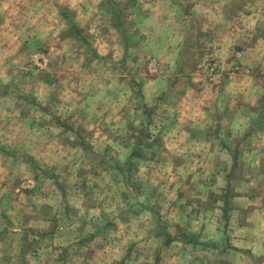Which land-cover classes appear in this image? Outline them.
<instances>
[{"label": "crops", "instance_id": "0c3cea01", "mask_svg": "<svg viewBox=\"0 0 264 264\" xmlns=\"http://www.w3.org/2000/svg\"><path fill=\"white\" fill-rule=\"evenodd\" d=\"M128 1L121 9L109 0H57L48 21L43 15L2 33L0 24L2 64L22 60L30 67L25 73L42 76L31 103L41 107V118L21 115L15 91L0 89V134L11 147L0 149V264H264V75L257 70L264 67V0ZM116 8L122 12L118 17ZM63 12L70 13L71 23ZM136 53L157 61L150 62L154 76L137 72ZM182 54L210 55L219 67L214 72L185 69L189 82L179 100L158 115L154 103L173 90L168 74L185 68ZM29 56L41 61L43 70L31 71ZM54 75L61 82L57 109L65 113H55L50 101ZM133 87L141 97L134 96ZM234 96L237 114L228 122L232 118L237 129L231 128L228 142L221 144L208 128L219 123L214 108L227 110ZM63 117L93 129L89 139L82 132L66 133ZM117 135L120 144L113 140ZM160 139L169 158L164 165V160L138 157L156 155ZM143 140L151 142L143 146ZM15 141L25 148L22 156L13 148ZM236 157L237 185L228 184V177L224 185L237 191L218 196L215 203L232 209L225 244L203 239L209 218L218 216L217 205L210 217L200 202L191 217L199 227L188 228L196 234H185L177 212L165 216L158 204L147 203L152 198L163 202L158 191L170 189L177 204L188 197L194 176L220 174ZM183 170H189L190 180L179 176ZM9 181L10 194L5 190ZM19 182L26 188L20 189ZM115 182L127 194L118 195ZM172 217L175 224L167 225Z\"/></svg>", "mask_w": 264, "mask_h": 264}, {"label": "rangeland", "instance_id": "374dc122", "mask_svg": "<svg viewBox=\"0 0 264 264\" xmlns=\"http://www.w3.org/2000/svg\"><path fill=\"white\" fill-rule=\"evenodd\" d=\"M115 4H118L119 7H121L122 9V5L124 3H126L128 0H113ZM238 0H235L234 2L237 3ZM57 0H51V1H47V0H0V24L2 26V31L3 32L4 28L11 25L13 27V30H17L19 29L23 24L27 23L28 19H38L41 18L43 15L46 16L45 20H49L51 17L55 16V10H53V8H55V4H56ZM261 2V1H260ZM263 4V3H260ZM48 5H50V7H48ZM62 6V5H60ZM34 7H36V9H34ZM128 11H125V13ZM195 18V17H193ZM196 21L198 22V20L196 19ZM131 24V22H130ZM57 28L54 31V35L57 34ZM72 30V28H71ZM131 30H132V26H131ZM194 30H196V32L199 30H197V27H194ZM86 34L87 31H86ZM26 42V41H25ZM50 42L52 43V38L50 39ZM82 43V42H81ZM8 44H10V46L12 45L11 41L8 40L7 42V46ZM86 50H90L89 46H87V44L82 43ZM24 45V44H23ZM37 45V44H35ZM54 45V43H53ZM141 45V43H140ZM10 48V47H9ZM48 48V46H47ZM182 49V47H180ZM180 49V50H181ZM1 50V49H0ZM200 52L202 50H199ZM136 52H137V48H136ZM141 52V51H140ZM184 51H181V53H183ZM198 52V50H197ZM139 53V52H138ZM136 53L133 57V61L137 62V60H139V64L138 68L136 67L137 72L141 71L143 72V74H146V76H154L153 72V66L150 64L151 61L153 62H157L154 58H143L144 56L140 53L138 54ZM185 53H187L185 51ZM210 55H206L205 58L201 59L199 54H195L192 55L190 58H186V56L184 54H182L183 57V63H184V67L185 68H180V70H182L178 75L175 74H171L169 73V79L171 78V80H169L170 84H172L174 82V86H173V90H171L169 92V94L166 95H162L161 96V100L156 101L154 103L153 109L157 110L158 115H163L167 113L166 108H170L171 106L173 107V104L176 103V101L179 100L181 94L183 93V88L185 83L189 82V76H188V72L185 69H189L190 72H193L197 69H199L200 72H202V70H207L208 72H214L217 67H219V64H217L215 61H213L212 59H209L211 57H209ZM204 57V56H203ZM28 66H31V71H35L36 70H43L42 66V62L38 61L36 62V60L32 59V57L29 56L28 60ZM138 63V62H137ZM136 65V63H134ZM181 66L177 64V68L179 69V67ZM237 66V71H239L240 67ZM30 70V67H27L26 65L23 64L22 60H10V62L6 61L4 62V64H2V61H0V83L3 84V81L6 82V84L13 82L11 84H13L12 86H10L15 93H13V96H16V100L19 103V106L17 105V107L19 108L18 110H21V115H27V117L33 118V116H36L38 118H41V107H36L35 104H31L32 102H34V98H35V90H33L35 88L34 85H37V83L39 82V77H42L40 75L36 76L33 74H27L25 72H30V71H26ZM37 68V69H34ZM45 68V67H44ZM216 68V69H215ZM202 69V70H201ZM234 69H236L235 67L232 68V71H235ZM258 73L264 75V67L258 68ZM233 75L235 76L236 72H232ZM23 72V73H21ZM34 72V74H36ZM2 74L5 75V78H2ZM165 76V73L162 74ZM212 76V75H211ZM237 77V75L235 76ZM53 78V77H52ZM174 78V80H173ZM9 79H11V81H9ZM55 79V83L51 84V89L53 88V92L50 93V101L53 103V109L54 112H66L67 110L63 111L61 106H59V108L61 109H57V86L59 83V77L54 75ZM209 80V79H207ZM132 83V82H131ZM191 83V81H190ZM133 84V83H132ZM135 85V83H134ZM134 88V96L135 97H141V94H139L137 92V87H133ZM12 98V97H11ZM32 98V99H31ZM235 99L234 102L231 101L230 104L231 105H227L229 107H227V110H223V109H216L214 108V114L216 115L219 123L216 124H211L210 127L208 128V131H211L214 134H217L219 143L221 144H226V142H228L227 139V132L231 129V128H236L237 129V125L232 124L231 120L233 118L232 113H235V109L234 106L236 104L237 107V97L234 96ZM25 100H28L25 102ZM230 99H228L229 101ZM227 101V102H228ZM152 103V104H153ZM233 103V104H232ZM149 107H152L149 106ZM63 113V114H64ZM60 113H58L57 117L59 118ZM237 114V113H235ZM65 115V114H64ZM69 115V114H68ZM66 116V115H65ZM230 116L232 117L230 122L229 118ZM35 117V118H36ZM75 117V115H74ZM68 119V120H67ZM70 118H66L63 117V121L66 123L65 126V131H67L66 133H69L70 135H72L73 133L77 132H82L83 134H88V136L86 137V139L89 137L90 132L93 131V129H87L84 126H78L75 123L69 121ZM149 125L151 124H147V127H145V129H149ZM18 128H16L17 130L21 129L23 126H19L17 125ZM100 129V128H99ZM121 130V125L119 126V128L114 129L113 134H116L118 131ZM132 130V128H131ZM79 136V135H78ZM81 137V136H80ZM82 138V137H81ZM118 140H116V138H114V142L115 144H120L121 142V136L117 135ZM85 139V140H86ZM89 139V138H88ZM98 143L100 142H104L103 139H99L97 138L96 140ZM216 141V140H215ZM126 144H129L126 142V140L124 141ZM144 145L143 146H147L148 144H150L151 141H147V140H143L141 141ZM140 142V143H141ZM9 142L6 141V139H4L2 137V134H0V148L4 147V148H11L9 147ZM15 144V145H14ZM88 144L90 145V140L88 141ZM102 144V143H101ZM103 146H106L105 144ZM132 146V145H131ZM155 147H158L156 150L158 151V153L154 156L152 155H146L147 153H143V155L141 156V154H139L138 157H143L144 159H146V156H149V158L155 159L154 161H162L161 164L164 165V162L167 161V159L169 160L168 156L164 153L163 151V147L164 142L162 139H160L158 142L155 140ZM163 146V147H161ZM160 147V148H159ZM13 148H16V152L19 153L18 156H22L23 153L25 152V148L23 146H21L17 141H15V143H13ZM6 150V149H5ZM25 154V153H24ZM27 157V156H26ZM83 157V156H82ZM89 158V156L87 154L84 155V159ZM137 157V156H134ZM137 157V158H138ZM88 160V159H87ZM221 164L225 163L224 159H221L220 161ZM115 164L116 166H121L122 163L121 162H117L115 160ZM33 167V166H32ZM228 167V168H227ZM226 168H223V170H220V174L214 175L211 172H208L205 174V172H201L199 173L200 175L194 176L193 181H192V188L189 191V195L188 197L184 198V199H180L177 204L176 202L173 203V201L170 199V189H162L159 190L158 193L161 195V199L164 200L163 202L160 201V203H156L154 201V199L152 198L151 200H149V204H151V206L153 204H158L160 206V210H162V212L164 213V215L168 216L170 215L172 212H177L179 216H181V219L176 218V220L180 221V224L177 223L178 228L181 229V232H184L185 234H189V233H195L196 231L192 230L194 228L199 227V222L195 223L194 221H192L191 217L195 214V210L196 208H198L199 206H202L204 208H208L209 212H210V217H212L214 215V211L217 209L215 204L217 202V197L218 196H226L228 195L229 197H232L235 193V190L237 191V186L232 187L230 185H224L225 184V177H228V184H230L229 182L232 180L235 182V184L237 185V157L235 158V162L234 164H230V166H227ZM116 171V170H115ZM114 171V174L117 176L118 173L120 171ZM33 172H37V169H33ZM55 172V171H54ZM64 172V173H63ZM61 176H65L67 174V171H63ZM84 172V171H83ZM136 171H132L131 176L128 179L129 184H132V175H135ZM187 174V175H186ZM190 172L188 171H181V173L179 174L182 175L183 177H186V180H190ZM114 175V176H115ZM203 175V176H202ZM188 176V177H187ZM136 178V177H135ZM134 178V179H135ZM201 182H204L203 185L201 184ZM206 182V183H205ZM26 183V182H25ZM200 183V184H199ZM20 189L26 188V184H22L20 183ZM28 184V183H27ZM115 184V190L118 191V195L121 194L123 191V194H127V190L125 188H122L118 182L114 183ZM6 188L5 190L9 193L12 189V182L9 181V184H5ZM134 189H137L136 185H133ZM14 191V189H12ZM23 191V190H22ZM111 190H108L107 192H110ZM17 192V191H16ZM13 192L12 194H15V196H17V194L20 193V191H18V193ZM136 192V191H135ZM10 194V193H9ZM11 194V195H12ZM153 190H147V196L151 197L153 195ZM14 196V198H15ZM186 201H191V204H187ZM200 202H203L202 204H200ZM116 204V203H115ZM218 216H214V219L211 220V218H209L210 221L212 222H207V224L209 225L208 227V231L206 236L203 237L204 240L208 241L209 244H217V245H222L225 244V241L227 242V238L230 237L229 233V228H231V221L228 218V216L231 214L232 209L226 205V207L224 208V205H222V203H218ZM162 207V208H161ZM132 212V211H130ZM132 215V213H131ZM220 216V217H219ZM173 218V217H172ZM215 219H218V225H216L215 223ZM134 222L131 223V225L137 226V224L139 223V218L134 217L133 218ZM174 218L171 221L170 219H168L167 221V225L171 224L174 225ZM216 226V227H215ZM177 228V229H178ZM188 228H192L191 230ZM199 240V238H198ZM204 242V241H203ZM219 250V248H218ZM214 253H216V250L213 249ZM225 252V251H224ZM153 259V256L151 255V260Z\"/></svg>", "mask_w": 264, "mask_h": 264}, {"label": "trees", "instance_id": "16d2710c", "mask_svg": "<svg viewBox=\"0 0 264 264\" xmlns=\"http://www.w3.org/2000/svg\"><path fill=\"white\" fill-rule=\"evenodd\" d=\"M131 1H132V0H129V1H128V4H130ZM111 3L115 4L114 1L109 0V5L112 6ZM116 9H117V8H116ZM113 14H114L116 17H118V16H120V15L122 14V12L119 11V10L117 9V10H113ZM62 17H64V19H66L69 23H71L70 13H69V12H63V13H62ZM71 28H72V25H71ZM72 29H73V28H72ZM11 83H13V82H10V83H8V84H0V89H1V90H4V91H7V88H9L10 86L13 85V84H11ZM0 149H4V148L1 147Z\"/></svg>", "mask_w": 264, "mask_h": 264}]
</instances>
